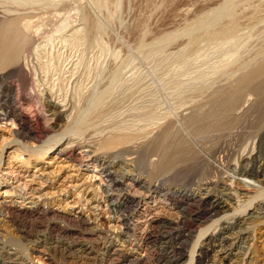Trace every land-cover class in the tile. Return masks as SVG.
Here are the masks:
<instances>
[{"label":"bare ground","instance_id":"1","mask_svg":"<svg viewBox=\"0 0 264 264\" xmlns=\"http://www.w3.org/2000/svg\"><path fill=\"white\" fill-rule=\"evenodd\" d=\"M31 2L34 1L30 5ZM44 4L48 11L51 5L48 8ZM56 6L52 8L57 10ZM7 9L0 12V17L10 15ZM224 9L220 13L227 12L224 15L230 18L231 8L226 9H230L231 16ZM28 10L22 14L33 11L30 7ZM217 15H214L216 22ZM220 15L218 18L224 17ZM20 22L14 16L0 30V123L12 126L17 136L24 132L25 139L47 138L35 151L43 156L53 153L79 168L92 166L91 180L97 182L102 200L96 207L103 214L94 219L62 216L57 221L54 217L55 221L49 224L45 221L48 227L41 231L40 219L52 217V213L37 205L21 210L3 198L0 224L10 223L14 230L21 233L28 230L36 235L28 241L30 255L25 256L16 246L7 244L9 241L6 243L0 233V264H42L35 262L37 258L43 259V264H179L186 257L188 264H250L254 260L251 257L254 231L256 227H264V54L242 63L234 58L237 63L240 61L238 66L235 61L230 60L234 62L230 67V61L223 62L225 71L218 73L222 74L216 76L217 86L214 82V90L210 87L213 92L202 98L203 103L190 99L179 101L175 107L174 97L172 112H166L168 109L156 112L158 105L155 107L153 100L140 98L148 92L142 88L141 92L138 90L140 93L137 91L140 96L133 98L134 105L127 116L105 124L107 120L86 121L78 114L73 115L77 107L71 108L73 101L67 102L56 93L44 67L32 65L45 46L41 48L42 43L29 39L25 33L30 28L28 22L22 25L26 31ZM78 31L74 27L68 29L70 36ZM232 31L228 30V34ZM73 62L68 63L70 68ZM69 74L67 80L71 81L75 76ZM8 78L16 82L6 84ZM102 91L100 94L104 96ZM151 93L149 99L154 98ZM98 97L93 96V103L85 99L96 107L92 112L97 118L104 112L101 96ZM105 98L106 103L113 102L115 95L109 93ZM62 122L64 126L60 125ZM56 128L64 130L58 133ZM231 205L236 208L228 211ZM175 215L176 221L171 219ZM155 229L161 231L155 238L163 244V250L152 252ZM194 234L197 237L188 253L186 242Z\"/></svg>","mask_w":264,"mask_h":264},{"label":"rangeland","instance_id":"2","mask_svg":"<svg viewBox=\"0 0 264 264\" xmlns=\"http://www.w3.org/2000/svg\"><path fill=\"white\" fill-rule=\"evenodd\" d=\"M22 1L0 0V12L8 8L7 13L10 14L6 18L0 17V30L9 19L14 16L20 18V27L24 31L29 29L25 32L29 39L32 38L42 43L41 48L45 46L44 49L40 48L41 50L32 61V65H38L36 66L38 68L44 67L45 74L47 75L46 72H48V75H51L46 77L50 78H47L49 82L54 83L56 93L64 96L67 102L68 100L70 103L73 101L71 103L73 105L70 104L71 108L77 106L72 108L73 115L76 117L78 114L79 118L82 116L81 118L86 121L87 119L94 122L107 120L108 122L104 121V123L109 124L113 119L122 120L128 115V112L132 111L133 100L140 96L139 93L143 89H148V92L141 94L140 98L144 99L143 101L150 100L152 102L153 100L152 104H155V107L158 105L156 108L153 106L156 112L164 111V109H170L166 112H172L179 101L184 103L186 100L190 102L191 99L193 102L196 100L195 103L197 101L200 103L204 101L202 98L205 99L213 92L214 86H217L216 79L218 77L216 76H220L222 71H225L223 62L235 61L238 66L240 61L242 63L243 60L260 58L264 54V0H50L51 2L49 0H33L36 5L34 2L31 3L35 6L29 4L31 0L29 3L28 0H24V3L27 2L26 5ZM97 1H99V7ZM43 2L47 4V7L51 5L50 8L48 7L49 9L47 8L48 11L45 10ZM228 4H231L229 5L231 7H226ZM52 5H57L55 7L57 10L53 9ZM29 7L30 11L32 9L33 11L23 15L22 11L28 10ZM222 7L225 8H223L224 10L231 8L232 16L229 13L230 9L226 10L231 16L230 18L224 15L227 12L220 13L223 10ZM220 8L222 10H219ZM220 14L224 17L218 18ZM214 15H217L215 17L219 19L217 22ZM0 16L2 15L0 14ZM210 16L213 17L208 21L206 18ZM212 19H215L216 23H213ZM201 20L202 22H200ZM25 22H28L30 28L26 29V26H22ZM201 23H203V27ZM206 23L209 24L208 27H205ZM226 26L235 29L232 31L228 28L226 32ZM70 27L79 29L76 36H70L72 34L68 33ZM228 30L234 34L232 32L228 34ZM207 35L212 37V41L207 40L209 38H206ZM234 58L240 59V61L237 63ZM70 60L74 61V66L71 68L68 64ZM231 61L229 67L232 65L231 63L234 64ZM67 71L72 72L75 76L74 80H67L71 75ZM219 72L222 73L218 74ZM1 73L2 71H0V75ZM51 77L54 78L51 80ZM207 77L210 83L207 82ZM9 81L16 82L14 78H8L6 84ZM83 89L85 90L83 91ZM102 90H105V93ZM101 91L104 96L100 94ZM109 93L115 95L114 101H111L112 104H110L111 102L106 103L104 100ZM149 93L154 98L151 96L152 99H149ZM92 94L96 99L98 97L96 95L99 94L102 101L100 102L103 103L100 105L103 106L104 112L98 118L96 115L94 116L95 112H92L95 107L91 105L95 100ZM136 95L138 96L136 97ZM177 96L183 99H177ZM86 98L90 101L93 100L92 103H89V100L87 102ZM173 99L178 102H174ZM173 102V105L176 104L175 107H172ZM60 125H63V122ZM63 130L64 128L55 129L58 133ZM15 132L16 130L12 126L0 123V201L4 198L5 201L14 203L21 210L32 207V205L47 209L53 215L46 217L48 219L45 217L40 219L41 231L48 227L47 225L54 220V217L57 221H61L62 216L63 218L80 216L84 219H94L101 213L103 214V211L96 207L102 200L96 189L97 182L91 180L92 166L85 169L79 168L53 153L43 156L35 151L47 138L38 139L39 141L25 139L24 132L20 136H17ZM235 208L234 205H231L230 208L228 207V211L235 210ZM178 216L182 218L181 214ZM104 217L108 218L109 215L105 213ZM177 218L175 215L171 219L176 221ZM208 225L209 223L205 224L201 229ZM10 226V223L0 224L2 238L6 243L9 241L7 244L16 246L19 252H24L22 254L29 256L28 241L36 233H31L28 230L21 233ZM111 226L112 224L108 225L112 231L117 232ZM160 232L159 229H155L152 233L154 240V244L150 245L152 252L163 250V244L156 239ZM196 235L194 234L192 239L190 238L191 240H187V247L184 244V247L188 248V253L196 240ZM254 236V243L250 242L252 244L251 257L254 256V260L250 264H264V227H256ZM37 261L45 263L43 259L37 258L35 262ZM179 264H188V258L186 257Z\"/></svg>","mask_w":264,"mask_h":264}]
</instances>
